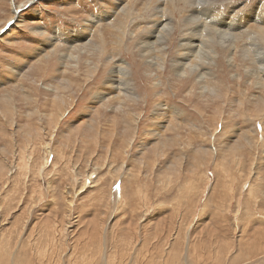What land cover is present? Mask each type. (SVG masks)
I'll return each mask as SVG.
<instances>
[{
    "label": "rangeland",
    "instance_id": "374dc122",
    "mask_svg": "<svg viewBox=\"0 0 264 264\" xmlns=\"http://www.w3.org/2000/svg\"><path fill=\"white\" fill-rule=\"evenodd\" d=\"M117 1L0 0V264H264V112L256 117L264 91L233 79L222 53L209 68L228 84L222 103L200 97L198 89L186 97L190 83L168 66L163 81L145 70L136 40L157 18L155 0H130L134 11L120 55L116 18L91 33L90 44L105 38L106 59L81 51L78 68L66 65L61 58L70 47L59 34L87 32L86 24ZM220 1L226 14L264 2ZM169 5L174 17H168L184 25L191 4ZM14 10L19 17L11 21ZM183 29L174 32L175 47L168 46L174 55ZM49 40L54 44L36 57ZM243 40L232 49L239 74ZM112 57L133 68L139 103L131 107L138 116L132 128L119 105L93 104ZM96 62L99 73L91 77ZM242 98L250 105L239 107ZM159 105L182 115H170L171 123L169 116L154 120ZM251 138L257 148H227Z\"/></svg>",
    "mask_w": 264,
    "mask_h": 264
},
{
    "label": "bare ground",
    "instance_id": "6f19581e",
    "mask_svg": "<svg viewBox=\"0 0 264 264\" xmlns=\"http://www.w3.org/2000/svg\"><path fill=\"white\" fill-rule=\"evenodd\" d=\"M155 1H157L156 4L154 3ZM155 1H151V2H153L156 5L154 16H157V18L156 19L154 18L155 19L154 23L153 25L150 26V29L147 30L145 34L138 36L136 40L138 43H137V51L135 50L137 55L135 56L138 57V59H140L139 63L140 65L145 66V70L148 71L153 70L157 72L160 80L163 81V79L161 78V76L163 75L162 71L165 68L169 67L170 70L173 71V74L177 77V79L179 78L182 80L185 79L188 80V82L190 83L189 87L184 92L186 97L193 96L194 91L198 89L200 97L202 98L210 97L213 100H215V102L222 103L224 99L227 97V94L229 92V89L227 87L228 84L227 82L225 83L224 81L218 80L213 70L209 69L213 65V62H216L215 58L219 56L220 53H222L224 55H227V57L229 58L228 61L230 62L229 63L230 67H228V70L233 75V79L236 78V80H238L240 77V81L250 82L251 88L253 89L257 88L262 92L264 91V2L257 8H251L249 10L245 9V11H240V12H237V10L234 8L233 12L226 14L225 12L227 11H224L225 8L223 9L224 12L220 11L218 8V5L221 4L220 0H188L191 6H189L188 10L184 12L185 24L182 25L180 22L174 24L173 19L168 17V13H172V16L174 17L173 9H171V6L169 4L173 5L174 2H176V0H155ZM130 3H131L130 0H118L116 3L113 4L112 12L100 13L98 16H94L86 24L87 26L85 27V29L87 32L84 31L82 33H76L69 31L70 33L68 34L60 33L59 38L63 37L64 41L68 44V46L71 49H72L71 46H74V44L76 45V43H80L84 46L83 48H80V50L76 52L73 49L70 50L69 48L70 51L67 50V53L63 54V57L61 58L67 60V61L64 60L63 62H65L67 65L69 61L70 65H72L73 63L72 65L74 66L73 68L75 69L78 68L79 60L81 59L79 52L81 51H85V53L89 55L91 54L93 56V59H98L99 61H103V59H106L107 57L104 56V54H106L108 49H104V44L106 41L105 38L103 39L100 38L99 42L96 44H90L91 40L92 41L95 40L94 37L92 38L91 33L93 30L96 29L97 24L104 25L113 21L114 19L116 20V18L119 21L118 24L113 25V29L115 31V36H116L114 37L116 39L114 41V48H115V53L120 55L121 47H118V44L123 43L131 15L134 11V9L130 6ZM228 3L231 2L228 1ZM232 8L233 7H231V9ZM18 12L19 10H14V13L16 15L13 14V17L12 18L10 17L11 19L9 17L8 18L11 21H14L16 18H17L16 20H18L19 17L17 16ZM223 13L225 14L223 15ZM233 13L236 16H234ZM219 18L220 20H218ZM251 23H255L257 26L256 25L255 27L251 26ZM134 26L135 25L129 28H133ZM181 27L184 28L183 30L185 32L183 33V35L186 36V38H183L181 44H179L176 47L177 48L176 55H174V53L168 49L169 48L168 46H170V49H172V47H175L173 43L174 32L177 28L179 30V28ZM0 34H2V32H0ZM241 35L245 36V40H243L245 43L241 47L240 49L241 53L239 55L242 58V62L244 64L242 65V67L244 68L245 73L242 72L239 74L240 68L236 67L235 64L236 57H234L233 55V50L238 48L237 38ZM56 36L57 38L55 37L56 39L53 40L59 39L58 35ZM102 36L103 35H100V37ZM53 44L54 41L49 40L47 42L48 46H44L40 53L37 52L36 57L40 56L42 52L44 53L47 52L46 51L47 48L49 46H52ZM251 55H253L254 57L250 58ZM116 58L117 57H112L111 61H113L114 63L111 68V71L109 72L108 77L104 82V87L102 89L100 88V91L102 92L96 93L98 95L95 96L93 104L95 107V105L97 106V103L100 104L107 101L106 103L109 105H114V104L119 105V109H118L119 111L121 112L125 110L127 111V115H126V119L124 120L125 121L124 123L129 124L130 126L129 125L128 126L132 128V126L136 125V123L138 122L137 120L138 116L136 117L131 112V107L138 105L139 103L138 102L139 97L135 93L136 91L133 84L135 78L132 74L133 68H131L130 65L126 64L122 59H118V58L116 59ZM88 61L90 60L89 59L86 60V63ZM41 62L43 63V60ZM94 64H95L94 67L90 68L92 69L90 72L91 77L97 76L99 73V66H100L98 65L99 63L96 62ZM63 74L64 73H62V75ZM155 81L157 83L159 80L158 81L155 80ZM66 82L70 84L72 83L71 79L67 80ZM235 84L240 86V83L238 82H236ZM156 86L157 85H155V87ZM64 89H65V85H64ZM57 100L60 101L61 99L57 98ZM261 100H262L261 105L258 109L259 112H256L257 118H260V113L264 112V98H261ZM245 101L248 100L242 98V100L239 101L240 103L239 107H244L247 104H249V102L246 103ZM164 106L165 105L157 106L158 110L155 112L153 118L154 120H160L162 119V116H169L167 118V122L171 123L172 116L170 115L172 114L177 116L182 115V111H180L178 108L174 107V109L171 108L170 110L166 111L164 110ZM63 109H64L63 107L59 108V113L57 116L58 122L61 120V118H63L65 114V110L62 111ZM161 124L162 123H160V125ZM159 130L160 129H157L155 131L159 133L161 131ZM257 143L253 140V138H251V141H248L246 145L241 143V145H237L235 148L232 146L231 147L228 146L227 148L229 150L236 151V150H241L242 148H245L247 146L256 147ZM248 184H249L248 186L250 187L251 183ZM249 189L250 188H248L247 190ZM190 250H191V244L187 243L185 256L187 255L189 256ZM239 257L241 258L242 256ZM235 259H237L236 256ZM185 260H188V257H186Z\"/></svg>",
    "mask_w": 264,
    "mask_h": 264
},
{
    "label": "water",
    "instance_id": "95a60500",
    "mask_svg": "<svg viewBox=\"0 0 264 264\" xmlns=\"http://www.w3.org/2000/svg\"><path fill=\"white\" fill-rule=\"evenodd\" d=\"M11 24H12L11 22L8 24V28L11 26Z\"/></svg>",
    "mask_w": 264,
    "mask_h": 264
}]
</instances>
